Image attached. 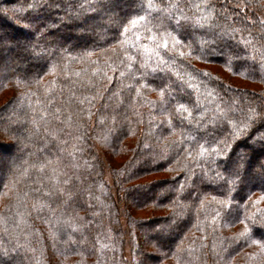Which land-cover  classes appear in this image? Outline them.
<instances>
[{"label": "trees", "instance_id": "1", "mask_svg": "<svg viewBox=\"0 0 264 264\" xmlns=\"http://www.w3.org/2000/svg\"><path fill=\"white\" fill-rule=\"evenodd\" d=\"M2 25L31 62L0 89L25 126L0 180V264H141L148 248L149 264H264V0H0Z\"/></svg>", "mask_w": 264, "mask_h": 264}, {"label": "rangeland", "instance_id": "2", "mask_svg": "<svg viewBox=\"0 0 264 264\" xmlns=\"http://www.w3.org/2000/svg\"><path fill=\"white\" fill-rule=\"evenodd\" d=\"M120 6L124 7L121 4H117V7H120ZM33 19H34V21H36V19H39V17L37 15H34ZM113 25H114L113 23L109 22V25L107 28H113ZM81 26L93 27V26H97V22L96 21L94 22L93 20L90 21L88 19H85V20L81 21ZM195 28H197V26H192V29H193V30H191L192 36H194L197 32L195 30ZM10 34H11V32L8 31L6 26H3V25L0 26V35H1L0 36V89L3 85V83L5 84V80L7 79V75L10 74L11 72H14L13 70H15V69H13V65L11 63H13V62L16 63L15 68H17V69L20 68V70L22 68L23 70H25L26 68H29V66H30L29 62H31V61H28V59H24V58L20 59L19 54H14L13 50L7 51L4 49V47L8 44L19 45V46H23L25 44H28V45L30 44V41H28V39L21 38V37H20L21 39L19 37L18 38H12V36ZM226 35L229 36V34H226ZM65 37L67 39H65L64 37L63 38L57 37V38L59 40L64 39L63 42L66 44L67 41H70L69 40L70 36H65ZM217 37H220V36H217ZM10 39H12V40H10ZM228 40H229V44H230L231 49L234 48L236 46L237 42L233 41L231 39V37H229ZM80 41H81V39H80ZM41 54H43V53H41ZM44 55H46V54H44ZM36 58L38 59L37 60L38 62H41V60L44 57L42 55H38L36 53ZM34 61L37 62L36 60H34ZM209 68L213 69V72L219 73V75H221V77H223L225 80H227L228 83H233L235 85L242 86V87H248L249 86L253 89L254 88L256 89V87H257V84L243 80L240 77L233 76L232 74L226 72L224 70V68H220V67H216V66L215 67L209 66ZM12 95H13V92H11L9 90L0 91V120L7 117V116H12V118L17 119L15 125H11L9 128L7 127V132H5V134H3L5 139H2L4 145H3V148L0 149V150H3V151H0V163L2 162L0 164V167L2 168V171H0V180H3L2 178L8 174V172H9V170H11V168L12 169H13V167L15 168V165H14L15 161L20 160V158L24 156V152L23 151L21 152V144H23L22 143V137L24 135L23 130L25 127L24 123L22 121V118L20 117V113L19 114H18V112L12 113L9 110V108H5L6 102H8L10 100ZM13 137H15L17 140H14ZM256 138L257 137H255V139ZM252 144L255 145L256 141L252 142ZM242 150L246 154L249 152V149L245 148V147ZM242 150L239 153H236L235 155L232 156V159H231L232 162L230 163L232 165H228V166L226 165L227 167L225 168L228 173H231V174L234 173L237 176H239V178H240V176L243 175L242 169H241L240 164H239L242 160V155H243ZM121 160L122 159H118V158L112 159L111 158V161L114 165L121 164V162H122ZM263 163H264V151L258 153V155H256L254 157V161H253L252 167H251L252 170L257 171V172H261L262 170H264L263 169V167H264ZM201 174L204 176L205 182L208 186H217V184H219L224 177L220 174H215V173L210 175L209 173L202 172ZM165 175H166L165 173L160 172V173L155 174V177L162 178V177H165ZM105 176L108 177L109 173H107ZM248 178L250 180H252V181H250L249 185H251V183L253 184V182H255V179H253V173L250 174L248 176ZM109 179H110V176H109ZM249 185L247 184V187H249ZM157 191L159 193L160 188H158ZM131 212L133 215H135L137 217H146L150 213V211H147V210H137V211H131ZM262 232H264L263 229L259 230L258 233L260 235H262ZM170 237H173V236H170ZM148 249H149L150 255H149V258H147V263H141V264H149L153 260V256L160 253V250L157 248H148Z\"/></svg>", "mask_w": 264, "mask_h": 264}, {"label": "snow or ice", "instance_id": "3", "mask_svg": "<svg viewBox=\"0 0 264 264\" xmlns=\"http://www.w3.org/2000/svg\"><path fill=\"white\" fill-rule=\"evenodd\" d=\"M152 6V4H151V2L149 3V7H151ZM140 19L141 20H143L144 19V17H140ZM133 23H135V21H133ZM178 42V41H177ZM166 46V45H165ZM162 95H163V92H162ZM180 107L181 108H184V106L183 105H180ZM186 110V109H185Z\"/></svg>", "mask_w": 264, "mask_h": 264}]
</instances>
